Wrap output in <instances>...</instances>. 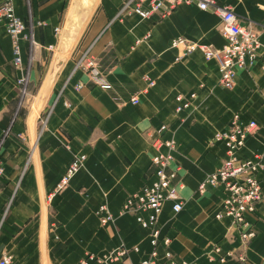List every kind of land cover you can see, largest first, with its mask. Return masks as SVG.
<instances>
[{
	"label": "crops",
	"instance_id": "obj_1",
	"mask_svg": "<svg viewBox=\"0 0 264 264\" xmlns=\"http://www.w3.org/2000/svg\"><path fill=\"white\" fill-rule=\"evenodd\" d=\"M122 1L12 0L25 23L20 65L13 63L10 37L0 24V254H11L15 264H81L89 253L123 245L138 247L129 252L132 262L146 257L149 231L121 206L152 178L153 141L164 123L162 137L175 141L182 209L173 213L165 202L158 223L171 238L175 258L188 264H264V74L259 64L238 69L233 86L224 88L213 59L199 50L176 59L180 49L170 47L175 37L220 47L224 39L212 10L193 2L161 16L116 17ZM214 1L229 7L264 43V0ZM88 60L105 86L78 65ZM190 91L196 93L191 106L175 112L174 95ZM132 96L137 103L129 101ZM234 112L256 123L242 153L261 155L255 176L263 194L250 216L256 235L245 261L216 263L210 243L236 250L238 233L228 218L214 217L221 189L208 187L200 194L196 188L220 165L224 148L211 140ZM76 154L85 155L82 166L53 192ZM101 203L113 215L106 224L96 213ZM161 252L159 264H169Z\"/></svg>",
	"mask_w": 264,
	"mask_h": 264
},
{
	"label": "built area",
	"instance_id": "obj_2",
	"mask_svg": "<svg viewBox=\"0 0 264 264\" xmlns=\"http://www.w3.org/2000/svg\"><path fill=\"white\" fill-rule=\"evenodd\" d=\"M196 3L200 9H210L220 21L219 32L224 39L220 47L210 43H197L184 37H175L170 41V47L179 48L176 59L199 50L205 59H213L218 67L220 76L218 84L224 88H231L234 84L238 69H249L255 63L259 64L264 74V43L260 41L258 32L242 25L237 15L227 6L217 4L214 0H123L116 12V17L127 13H135L140 18H147L153 14L159 16L173 10L182 3ZM0 24H3L10 37L13 63L21 64L19 41L25 34V23L18 17L12 7V0H0ZM91 80L101 86L106 82L101 74L94 69V62L88 60L85 64ZM152 82H150V85ZM81 87V83L76 85ZM196 97L194 91L187 94L174 95V110L180 112L191 106ZM137 103L138 98L132 96L129 100ZM46 112L43 122L48 117ZM167 125L162 123L157 128L158 137L153 141L155 153L150 158L152 178L143 184L139 190L127 195L121 206V212L133 215L136 222L149 230V244L151 249L146 257L134 263L129 258L131 250L137 251V246L126 248L117 246L104 254L89 253L81 259V264H159V252L162 250L163 263L188 264L185 260H177L170 248L171 238L162 234L158 217L165 202H170L171 210L177 213L182 209V202L178 195L180 180L179 166L174 163L173 152L175 141L172 137L163 138ZM257 130L254 120L244 119L240 113L234 112L225 128L216 133L211 142L221 143L224 155L220 165L198 183L196 192L204 193L208 187L220 188L222 197L218 208L214 212L215 218H228L229 226L237 230L238 248L222 250L218 242L210 243V250L216 256V263H224L229 259L243 262L245 251L256 235L254 222L250 216L255 212L256 205L262 198L261 181L255 176L258 168L262 167L261 155L253 152L251 155L242 153L247 138ZM84 154H76L68 162L64 173L56 184L53 192L65 187L72 176L82 166ZM2 168L0 166V173ZM51 195V194H50ZM101 224L113 220V215L105 203L98 205L96 210ZM0 264H15L12 255L2 252Z\"/></svg>",
	"mask_w": 264,
	"mask_h": 264
},
{
	"label": "bare ground",
	"instance_id": "obj_3",
	"mask_svg": "<svg viewBox=\"0 0 264 264\" xmlns=\"http://www.w3.org/2000/svg\"><path fill=\"white\" fill-rule=\"evenodd\" d=\"M49 81V80H48ZM0 166H1V168H2V164H1V161H0ZM179 195V194H178ZM180 198V197H179ZM171 208V207H170ZM149 231V230H148ZM1 255V254H0Z\"/></svg>",
	"mask_w": 264,
	"mask_h": 264
},
{
	"label": "rangeland",
	"instance_id": "obj_4",
	"mask_svg": "<svg viewBox=\"0 0 264 264\" xmlns=\"http://www.w3.org/2000/svg\"><path fill=\"white\" fill-rule=\"evenodd\" d=\"M44 119V115L42 116V120Z\"/></svg>",
	"mask_w": 264,
	"mask_h": 264
},
{
	"label": "water",
	"instance_id": "obj_5",
	"mask_svg": "<svg viewBox=\"0 0 264 264\" xmlns=\"http://www.w3.org/2000/svg\"><path fill=\"white\" fill-rule=\"evenodd\" d=\"M59 62V61H58Z\"/></svg>",
	"mask_w": 264,
	"mask_h": 264
}]
</instances>
